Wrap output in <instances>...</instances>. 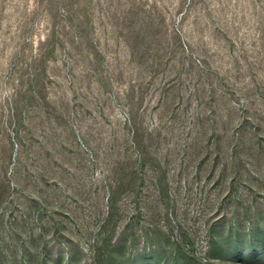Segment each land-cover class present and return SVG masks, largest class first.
Segmentation results:
<instances>
[{"label": "rangeland", "instance_id": "1", "mask_svg": "<svg viewBox=\"0 0 264 264\" xmlns=\"http://www.w3.org/2000/svg\"><path fill=\"white\" fill-rule=\"evenodd\" d=\"M0 264H264V0H0Z\"/></svg>", "mask_w": 264, "mask_h": 264}]
</instances>
